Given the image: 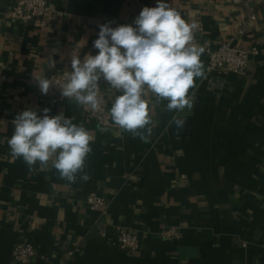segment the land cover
Segmentation results:
<instances>
[{
  "label": "crops",
  "instance_id": "crops-1",
  "mask_svg": "<svg viewBox=\"0 0 264 264\" xmlns=\"http://www.w3.org/2000/svg\"><path fill=\"white\" fill-rule=\"evenodd\" d=\"M165 2L198 25L202 47L211 49L255 14L249 37L235 42L260 53L243 76L210 72L198 80L182 130L173 126L161 135L175 113L157 106L145 143L112 120L101 129L61 92L41 97L33 75L69 73L72 55L83 60L98 53L99 25L135 27L140 11L157 0L142 7L130 0H50L63 15L41 30L7 20L12 0H0V264H18L11 258L18 243L31 244L46 259L31 264H264V0ZM201 60L206 68L204 54ZM99 87L109 110L110 85L101 78ZM44 108L51 116L63 112L93 135L87 182L62 180L50 165L30 172L11 155L16 115L28 109L43 115ZM89 193L105 199V215L88 209ZM172 226L180 229L179 240L158 236ZM116 227L137 233V253L111 245ZM74 248L79 253L67 258Z\"/></svg>",
  "mask_w": 264,
  "mask_h": 264
},
{
  "label": "clouds",
  "instance_id": "clouds-1",
  "mask_svg": "<svg viewBox=\"0 0 264 264\" xmlns=\"http://www.w3.org/2000/svg\"><path fill=\"white\" fill-rule=\"evenodd\" d=\"M134 24L99 25L98 38L93 42L98 53L86 54L83 60L72 55L66 82L33 77L42 94L58 85L62 97L74 99L78 106L93 112L101 108L99 81L103 78L114 97L108 110L112 122L148 143L155 126L152 112L161 104L164 111L175 113L161 135L173 126L177 132L183 129L185 113L194 108L197 81L207 78L201 60L205 49L196 43L198 25L186 22L165 0H157L155 7H144ZM37 111L24 110L12 121L14 131L8 139L11 155L22 158L30 172L37 165L40 170L50 165L62 180L76 183L79 176L87 182L86 158L94 140L91 132L63 112L51 116L48 108L43 109V115Z\"/></svg>",
  "mask_w": 264,
  "mask_h": 264
},
{
  "label": "built area",
  "instance_id": "built-area-1",
  "mask_svg": "<svg viewBox=\"0 0 264 264\" xmlns=\"http://www.w3.org/2000/svg\"><path fill=\"white\" fill-rule=\"evenodd\" d=\"M137 6H143L146 0H130ZM242 0H233V3H241ZM63 15V12L57 10L50 0H12V6L5 14L9 21H18L25 25H30L34 29H46L57 22ZM256 16L249 13L246 20L241 23L234 37L222 42L216 48L204 47L203 53L206 57V70L210 72L231 73L237 76H243L247 73L251 60L259 55L260 51L256 46L242 48L235 42L238 38L249 37L248 23L255 21ZM199 30L196 32V43L202 46L199 40ZM54 83L66 82L65 73L52 74L45 76ZM36 92L41 97H54L60 93L58 85H53L48 94L41 93L37 82L34 83ZM101 108L93 112L81 107V113L86 119L94 120L101 129H107L112 126L111 118L108 115L106 93L100 91ZM85 203L92 212H99L101 215L107 213L108 204L96 193H89L85 197ZM104 236V234H103ZM158 236L163 240L177 241L181 237V231L177 227H166L158 231ZM141 244L137 233L124 227H116L111 240V245L119 250L135 254L139 251ZM79 253L78 248L70 249L66 252L67 258H72ZM11 258L18 264H31L34 259L45 261V257L40 255L37 250L29 243H18L11 250Z\"/></svg>",
  "mask_w": 264,
  "mask_h": 264
}]
</instances>
